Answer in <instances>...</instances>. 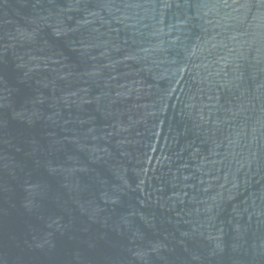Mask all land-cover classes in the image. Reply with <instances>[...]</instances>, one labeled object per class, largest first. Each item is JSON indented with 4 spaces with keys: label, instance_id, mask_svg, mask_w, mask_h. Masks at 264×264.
I'll return each mask as SVG.
<instances>
[{
    "label": "water",
    "instance_id": "obj_1",
    "mask_svg": "<svg viewBox=\"0 0 264 264\" xmlns=\"http://www.w3.org/2000/svg\"><path fill=\"white\" fill-rule=\"evenodd\" d=\"M0 264H264V0H0Z\"/></svg>",
    "mask_w": 264,
    "mask_h": 264
}]
</instances>
